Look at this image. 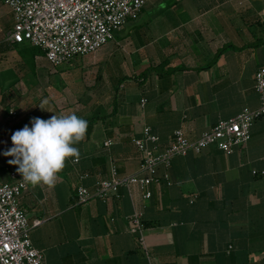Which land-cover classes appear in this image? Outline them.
I'll list each match as a JSON object with an SVG mask.
<instances>
[{
  "label": "crops",
  "instance_id": "obj_1",
  "mask_svg": "<svg viewBox=\"0 0 264 264\" xmlns=\"http://www.w3.org/2000/svg\"><path fill=\"white\" fill-rule=\"evenodd\" d=\"M119 34L62 64L83 69L75 82L62 71L59 90L42 80L53 67L43 55L0 44V152L34 117L75 113L88 124L78 157L65 161L55 182L28 183L19 198L43 264H264V117L230 155L210 146L159 165L148 199L136 186L75 199L78 186L93 190L112 168L119 177H147L134 143L144 141L143 128L158 138L157 150L146 148L160 154L177 130L193 142L244 108H259L264 0H146ZM11 158L0 155V184L10 182Z\"/></svg>",
  "mask_w": 264,
  "mask_h": 264
},
{
  "label": "built area",
  "instance_id": "obj_2",
  "mask_svg": "<svg viewBox=\"0 0 264 264\" xmlns=\"http://www.w3.org/2000/svg\"><path fill=\"white\" fill-rule=\"evenodd\" d=\"M12 16L11 30L0 37L11 43L28 42L44 51V58L53 66L95 53L113 40L129 20L135 19L144 7L146 0H0ZM254 90L260 101L259 108H244L231 119L219 121L210 130L203 132L193 142H189L180 130L173 133L170 145L160 154L146 148L150 142L154 151L158 149L157 136L143 128L144 141L134 140L142 154L141 169L147 177L135 175L119 177L115 168L111 178L95 183L93 190L78 186L75 199L78 204L93 198L107 199L117 196L120 187L136 186L143 191V198H149L145 188L155 181V168L159 164L168 165L171 158L191 151L200 153L210 146L216 147L225 155L232 153L235 146H243L249 140V130L253 120L264 116V66L255 74ZM105 145H109L106 142ZM264 160V159H263ZM10 166V182L0 184V264H43V255L35 249L29 238V226L19 198L27 188L16 171ZM264 173L263 170L260 172ZM133 230L139 229V214L131 216Z\"/></svg>",
  "mask_w": 264,
  "mask_h": 264
},
{
  "label": "clouds",
  "instance_id": "obj_3",
  "mask_svg": "<svg viewBox=\"0 0 264 264\" xmlns=\"http://www.w3.org/2000/svg\"><path fill=\"white\" fill-rule=\"evenodd\" d=\"M87 127V121L75 113H54L48 119L34 117L12 132V146L0 155L12 157L7 163L17 166L24 182L52 185L65 161L78 157L75 145L84 139Z\"/></svg>",
  "mask_w": 264,
  "mask_h": 264
},
{
  "label": "rangeland",
  "instance_id": "obj_4",
  "mask_svg": "<svg viewBox=\"0 0 264 264\" xmlns=\"http://www.w3.org/2000/svg\"><path fill=\"white\" fill-rule=\"evenodd\" d=\"M5 26H7L8 29ZM4 27H5V29H4ZM11 27H12V17H11V14H9L8 9L5 6H3L2 3L0 2V37H4L6 35V33H7V31L8 30L9 31L11 30ZM119 31H117V32L114 33V37H116V40H117V38L119 39L120 36H121L119 34ZM114 37H113V39H114ZM111 42L112 41L108 42V44L111 43ZM77 58H79V57H77ZM52 68L50 67V69H48V70H46V69L43 70V72H44V74H46V76L43 75V79L42 80L43 81H46L47 80L51 84H54V89L55 90L56 89L59 90V87L58 86L64 85L62 83H66V81H67L66 78H65L62 83L60 82V76L59 75L61 74L62 71H64V72H71L68 75V77H71L73 75L78 76V74H80V72L83 69V68H81V65L79 63L72 64L71 67H67V66L60 65V66H55V67L53 66ZM76 78L77 77H75V78L71 77L69 80H73V82H75L76 81Z\"/></svg>",
  "mask_w": 264,
  "mask_h": 264
},
{
  "label": "trees",
  "instance_id": "obj_5",
  "mask_svg": "<svg viewBox=\"0 0 264 264\" xmlns=\"http://www.w3.org/2000/svg\"><path fill=\"white\" fill-rule=\"evenodd\" d=\"M141 11H142V9L139 11V13H138V15L136 16V18L135 19H137L138 18V16H139V14L141 13ZM135 19H131V20H135ZM131 20H129V21H131ZM7 29H8V27H7ZM117 32V31H116ZM14 44V43H13ZM16 45H18V46H20L21 47V51L22 52H29V53H31V54H34V53H36V54H40V55H44V51L42 50V49H40L39 47H36V46H32V45H30L28 42H26V41H23V42H21V43H15ZM228 47H231V46H225V48H228ZM222 51V50H221ZM221 51H219L218 52V54L221 52ZM260 117H264V116H260ZM260 117H258V118H260ZM257 119V118H256ZM255 119V120H256ZM254 121V120H253ZM218 123V122H217ZM216 123V124H217ZM252 124H253V122H252ZM252 124H251V126H252ZM251 128V127H250ZM249 133H250V130H249ZM249 138H250V135H249ZM238 147H240V146H235L234 148H233V151L235 150V148H238ZM233 151H232V153H233ZM222 152V151H221ZM230 155V154H229ZM169 164V163H168ZM159 165H162V166H164V167H166V165H164V164H159ZM159 165H157L156 166V168L159 166ZM168 166V165H167ZM156 168H155V172H154V175H153V177H155V181H152V182H158V179L156 178ZM264 171V170H263ZM261 172V171H260ZM260 172H258L259 174H261ZM256 173V172H255ZM264 173H262L261 175H263ZM147 188V187H146ZM149 194H150V192H149ZM149 197H150V195H149ZM139 224H140V228L139 229H136V230H134V232H140L141 231V222H139ZM230 248V247H229ZM43 255V254H42Z\"/></svg>",
  "mask_w": 264,
  "mask_h": 264
}]
</instances>
